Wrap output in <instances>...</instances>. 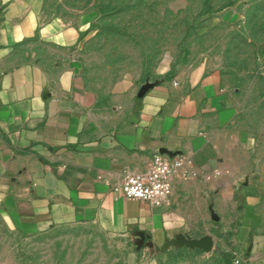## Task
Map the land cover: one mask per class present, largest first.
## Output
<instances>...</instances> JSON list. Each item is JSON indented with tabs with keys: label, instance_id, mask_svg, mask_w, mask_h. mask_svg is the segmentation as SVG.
<instances>
[{
	"label": "crops",
	"instance_id": "0c3cea01",
	"mask_svg": "<svg viewBox=\"0 0 264 264\" xmlns=\"http://www.w3.org/2000/svg\"><path fill=\"white\" fill-rule=\"evenodd\" d=\"M7 1L2 224L24 237L97 227L132 248L127 264H158L160 249L178 236L214 241L233 231L230 251L245 264H264V89L262 105L248 106L205 61L146 86L122 78L94 88L78 56L84 30L40 24L43 0ZM156 150L183 155L193 172L173 180L169 207L111 191L124 172H145Z\"/></svg>",
	"mask_w": 264,
	"mask_h": 264
},
{
	"label": "rangeland",
	"instance_id": "374dc122",
	"mask_svg": "<svg viewBox=\"0 0 264 264\" xmlns=\"http://www.w3.org/2000/svg\"><path fill=\"white\" fill-rule=\"evenodd\" d=\"M8 6L0 0V21ZM81 27L78 56L89 84L106 89L122 78L139 85L184 64L218 68L227 89L261 106L264 89V0H43L40 24ZM233 230V229H232ZM233 231L210 253L189 250L161 264H227ZM132 248L93 226L61 227L35 237L0 221V264H127ZM233 260L228 257V262Z\"/></svg>",
	"mask_w": 264,
	"mask_h": 264
},
{
	"label": "built area",
	"instance_id": "2783aa9c",
	"mask_svg": "<svg viewBox=\"0 0 264 264\" xmlns=\"http://www.w3.org/2000/svg\"><path fill=\"white\" fill-rule=\"evenodd\" d=\"M193 175L186 157L168 151L156 150L151 163L142 173L124 172L119 182L111 184V191L133 201H142L154 207H169L172 183L175 178L187 179ZM232 264H245L243 256L232 252Z\"/></svg>",
	"mask_w": 264,
	"mask_h": 264
},
{
	"label": "water",
	"instance_id": "95a60500",
	"mask_svg": "<svg viewBox=\"0 0 264 264\" xmlns=\"http://www.w3.org/2000/svg\"><path fill=\"white\" fill-rule=\"evenodd\" d=\"M143 240L144 236L140 235L139 239L135 242L138 250L142 248ZM170 247L186 248L188 250H199L203 253H210L214 248V241L209 235H205L199 239H191L185 236H178L170 241H167L160 249V252H163Z\"/></svg>",
	"mask_w": 264,
	"mask_h": 264
},
{
	"label": "trees",
	"instance_id": "16d2710c",
	"mask_svg": "<svg viewBox=\"0 0 264 264\" xmlns=\"http://www.w3.org/2000/svg\"><path fill=\"white\" fill-rule=\"evenodd\" d=\"M188 252H191V251H189V250L186 249V248H173L171 252H167V251H166V252H164V253L162 254V256H163V255H167V257H168V261L170 262V261L175 260V259L178 258V257L183 256L184 254H186V253H188ZM194 252H195V253H202V251H199V250H194ZM229 256H231V258L233 259L232 251H230V253H227V255H226V254H225V255L223 254V259H224V261H225L227 264H232V260H230L231 263L228 262V257H229ZM157 263H158V264H161L160 259L157 260Z\"/></svg>",
	"mask_w": 264,
	"mask_h": 264
}]
</instances>
